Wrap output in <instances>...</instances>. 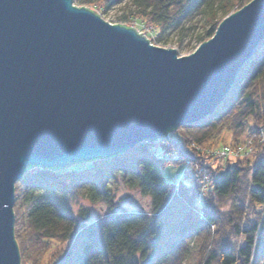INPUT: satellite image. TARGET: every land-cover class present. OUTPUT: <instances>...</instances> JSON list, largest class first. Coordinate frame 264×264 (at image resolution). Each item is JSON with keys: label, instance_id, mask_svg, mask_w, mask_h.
I'll return each mask as SVG.
<instances>
[{"label": "trees", "instance_id": "1", "mask_svg": "<svg viewBox=\"0 0 264 264\" xmlns=\"http://www.w3.org/2000/svg\"><path fill=\"white\" fill-rule=\"evenodd\" d=\"M75 1L107 15L123 0ZM126 1L128 9L116 21L126 24L139 18L158 29L156 38L161 41L176 26L179 42L189 36L196 48L213 36L227 15L250 0ZM261 128L264 38L223 101L164 140L182 159L192 161L183 171L178 190L164 176L170 157H158L147 140L108 158L59 169L28 168L15 183L14 232L21 261L264 264V141L254 144L250 156L223 162L211 163L208 152L227 139L256 138ZM197 165H202L203 173L196 171ZM117 183L144 197L142 209L127 210L121 205L113 192ZM78 196L103 201L104 214L90 219L87 208L76 214L72 202ZM54 242L56 247L50 250Z\"/></svg>", "mask_w": 264, "mask_h": 264}, {"label": "water", "instance_id": "2", "mask_svg": "<svg viewBox=\"0 0 264 264\" xmlns=\"http://www.w3.org/2000/svg\"><path fill=\"white\" fill-rule=\"evenodd\" d=\"M264 38V0L195 51L74 0H0V264H21L15 183L34 166L108 158L213 111Z\"/></svg>", "mask_w": 264, "mask_h": 264}, {"label": "rangeland", "instance_id": "3", "mask_svg": "<svg viewBox=\"0 0 264 264\" xmlns=\"http://www.w3.org/2000/svg\"><path fill=\"white\" fill-rule=\"evenodd\" d=\"M126 3H127V1L123 0L120 3L114 4L109 9L107 15H105V14L102 15L99 11L98 12L108 21H110L112 23H118L121 21H116L117 16L122 14L123 11L128 9V3L127 4ZM248 3H246V4H248ZM74 4H77V2L75 0H74ZM123 23H125V22H123ZM126 24L134 26L138 30V32L143 31V34H145V36L151 41V43H153L155 45H159V46H163V47L176 48L179 55L190 54L193 51H195L196 48L199 46L198 45L195 48V46H194L195 43L192 40H189L190 39L189 36L186 37L185 39H183L182 42H179V39H178L179 38V34H178L179 31H178V27H176V26L169 28L165 32L164 37H163L166 40L161 41V40H157V38H156L157 33H158V31H157L158 29L156 27L150 25V24H147V23L145 24L139 18H134L132 21H130ZM191 122H193V121H191ZM185 124H187V123H185ZM176 129L169 132L168 137H162V138L156 139L155 141H151V142L153 143V149L155 150L154 152L158 155V157H160V158H164V156L170 157V158H168V160H166V166L164 168V176L169 181L173 180L174 184H175V189L178 190V187L181 184V177H183L182 176L184 173L183 171H185L186 166L189 167V165H192V161L190 158L182 159V157L180 156L178 151H176V150L174 151L171 149L170 145H166V142L164 140L168 139L170 134H174ZM257 133H258V135L256 134V138H253V139L251 138V136H247L246 139L243 140V142H231L230 140L227 139L226 142H220L219 145L208 149V152H211L210 162L211 163H215L217 161L223 162L226 159L233 160L234 158H238V157L250 156L254 151V144L256 142L264 141V129L263 128L259 129V131ZM226 137L229 138L228 135H226ZM191 146L194 147L195 149L201 148L200 146H198L195 143H191ZM225 148H229V150H230L229 154L228 153L222 154L223 151L220 152L222 149H225ZM177 160L181 161V162H178ZM183 161H185L184 164H183ZM87 162H89V161H87ZM82 163H85V162H82ZM75 164H79V163H75ZM72 165H74V164H72ZM201 166L202 165H197V168H199V169H196V171L199 173H203ZM205 182H207L206 179H205ZM114 187H115V189L113 192L115 193V198L120 201L121 205L125 209H127V210L142 209V206L144 204V197L138 191L128 189L120 183L115 184ZM72 206H73L75 213L78 215H80L81 209L87 208L89 211V214L91 216L90 219H95V218L99 217L100 215H103L105 212V208H106V205L103 201L93 202V201H91L88 198H85L83 196H78L75 200H73ZM54 247H56V242L52 243V248L50 250L54 249ZM41 260H42L41 264H45L46 258H42ZM21 264H31V263H27L25 258H22Z\"/></svg>", "mask_w": 264, "mask_h": 264}, {"label": "built area", "instance_id": "4", "mask_svg": "<svg viewBox=\"0 0 264 264\" xmlns=\"http://www.w3.org/2000/svg\"><path fill=\"white\" fill-rule=\"evenodd\" d=\"M223 151V152H222ZM230 150H229V148H225V149H222L220 152H222V154H229L230 152H229Z\"/></svg>", "mask_w": 264, "mask_h": 264}]
</instances>
